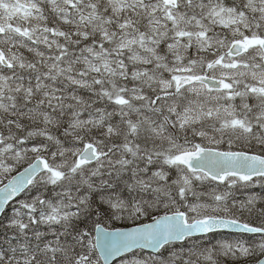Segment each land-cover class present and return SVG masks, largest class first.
Here are the masks:
<instances>
[{
	"label": "snow or ice",
	"instance_id": "obj_1",
	"mask_svg": "<svg viewBox=\"0 0 264 264\" xmlns=\"http://www.w3.org/2000/svg\"><path fill=\"white\" fill-rule=\"evenodd\" d=\"M0 264H264V0H0Z\"/></svg>",
	"mask_w": 264,
	"mask_h": 264
}]
</instances>
